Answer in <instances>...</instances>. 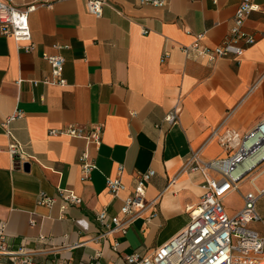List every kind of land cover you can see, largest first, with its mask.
Returning <instances> with one entry per match:
<instances>
[{
  "label": "crops",
  "instance_id": "1",
  "mask_svg": "<svg viewBox=\"0 0 264 264\" xmlns=\"http://www.w3.org/2000/svg\"><path fill=\"white\" fill-rule=\"evenodd\" d=\"M11 1L38 6L28 16L32 50L0 35V221L8 244L32 250L39 264H85L97 253L98 264H125L126 254H151L187 224L186 208L204 191L199 173L181 171L190 151L200 148L203 160L223 157L227 150L218 136L226 130L242 134L264 117V0H252L255 9L244 28L255 41L238 62H209L181 48L197 34L201 45L221 43L239 0H170L161 8L105 0L99 18L86 10L85 0ZM43 54L62 56L64 85L42 82L50 77ZM178 99L179 121L168 124L163 117ZM16 110L23 115L9 124L8 137L2 122ZM68 124L85 131L100 125L98 148L82 137L48 134ZM10 140L30 156L27 170L5 151ZM83 150L96 163L86 180L78 162ZM118 164L125 189L115 197L105 178ZM149 169L154 175L145 198L161 193L157 216L134 220L125 234L99 237L96 213L119 216L136 174ZM245 181L264 190V168H253L239 185ZM58 188L81 202L61 213ZM40 191L55 201L37 205ZM241 206L242 199L237 210ZM256 208L261 220L250 226L264 237V193Z\"/></svg>",
  "mask_w": 264,
  "mask_h": 264
},
{
  "label": "built area",
  "instance_id": "2",
  "mask_svg": "<svg viewBox=\"0 0 264 264\" xmlns=\"http://www.w3.org/2000/svg\"><path fill=\"white\" fill-rule=\"evenodd\" d=\"M169 1L135 0L138 5L160 8L166 6ZM106 5L105 0H85L86 10L95 18L102 16ZM37 6V3L17 6L11 0H0V35L10 37L16 42H23L25 51L32 50L28 16ZM254 9L252 0H239L228 34L221 43L214 47L201 45L199 40L202 35L197 34L196 40L188 46H182L181 50L184 53L195 51L206 57L209 62L227 57H233L238 62L245 48L255 41L254 36L244 28L248 14ZM261 11L264 12V9ZM55 47L60 48L58 45ZM43 58L50 67V77L42 82L64 85L62 56L43 54ZM179 109L178 99L163 117L164 121L168 124L177 123ZM22 115L20 110H16L3 120L2 126L8 137H11L9 124ZM214 132L216 129L213 134ZM48 134L82 137L98 148L102 128L100 125H93L85 131L75 124H68L62 128L50 129ZM217 140L227 150L225 156L203 160L198 148L190 151L181 167V171L199 173L204 188L198 203L186 208L189 218L187 224L149 255L141 256L136 252L124 255L125 264H264V237L250 226L251 223L261 220L256 202L264 190L257 189L252 182L253 190L241 195L242 206L239 210L228 215L223 207L224 198L231 192L238 191L243 177L264 161V117L242 134L226 130ZM5 151L19 166L31 159L13 140L9 141ZM246 161L248 164L243 165ZM78 162L81 178L89 179L92 171L96 169L95 161L86 150H83L78 156ZM123 170V165L118 164L114 176L105 178L106 189L115 197L125 189L122 182ZM153 175L152 169L136 174L132 192L122 199L119 216L108 215L104 209L96 213L95 217L100 225L99 237L113 232L125 234L134 220L144 217L147 222L157 216V204L161 193L152 199L145 198L146 184ZM57 191L61 213H65L70 205L81 202L79 196L66 188H58ZM54 201L53 197L43 191L36 197L37 205L50 206ZM117 246L118 243L113 242L112 249L116 250ZM33 254L32 250L22 245L11 248L7 242L5 223L0 221V264H39L34 261ZM99 256L100 253H97L93 260L85 264H98L96 258ZM53 264L70 262L62 259Z\"/></svg>",
  "mask_w": 264,
  "mask_h": 264
},
{
  "label": "rangeland",
  "instance_id": "3",
  "mask_svg": "<svg viewBox=\"0 0 264 264\" xmlns=\"http://www.w3.org/2000/svg\"><path fill=\"white\" fill-rule=\"evenodd\" d=\"M257 167L260 169L264 168V161H262ZM247 181H245V185H242V186L239 185V190L242 191V193H245V191L247 192V190L252 189V187L250 186V184ZM240 203H241V197L239 196V194L238 195L231 194L229 196H226V198H224L223 207H224L226 213L228 215H231L238 209V206L240 205ZM233 210H235V211H233ZM227 211H230V212L233 211V212L228 213Z\"/></svg>",
  "mask_w": 264,
  "mask_h": 264
},
{
  "label": "water",
  "instance_id": "4",
  "mask_svg": "<svg viewBox=\"0 0 264 264\" xmlns=\"http://www.w3.org/2000/svg\"><path fill=\"white\" fill-rule=\"evenodd\" d=\"M23 169H26V170L28 169V164L27 163L23 164Z\"/></svg>",
  "mask_w": 264,
  "mask_h": 264
},
{
  "label": "bare ground",
  "instance_id": "5",
  "mask_svg": "<svg viewBox=\"0 0 264 264\" xmlns=\"http://www.w3.org/2000/svg\"><path fill=\"white\" fill-rule=\"evenodd\" d=\"M248 164V161H246L243 165H247Z\"/></svg>",
  "mask_w": 264,
  "mask_h": 264
}]
</instances>
